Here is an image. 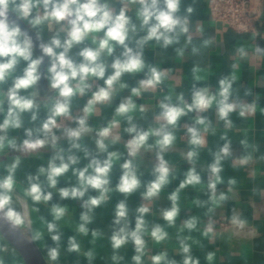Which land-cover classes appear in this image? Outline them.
Here are the masks:
<instances>
[{
  "label": "clouds",
  "instance_id": "9594fccd",
  "mask_svg": "<svg viewBox=\"0 0 264 264\" xmlns=\"http://www.w3.org/2000/svg\"><path fill=\"white\" fill-rule=\"evenodd\" d=\"M196 2L0 0V221L10 231L26 233L44 252L47 264H60L62 249L93 264L95 244L102 239L112 249L111 264H125L121 250L128 245L134 250L132 264H201L193 245H203L192 233L209 243L230 236L214 219L236 190L235 178L227 180L226 190L219 187L225 184V165L243 168L264 162V154L258 155L260 145L249 139L247 130L238 142L239 155L229 137L235 128L233 114L241 120L253 118L257 111L264 115L252 87L240 94V61L250 56L264 59V47L238 45L231 72L220 76L215 86L208 82L214 75L211 63L195 62L190 93L176 91L174 69L149 62L146 52L164 54L171 49L182 63L187 56L211 49L212 37L194 42L205 32L203 23L192 21ZM257 35L253 31L252 39ZM128 80H135V86ZM117 97L120 101L113 107ZM108 108L112 113L104 125L93 124ZM185 118L191 123H182ZM182 130L184 137H179ZM93 132L95 137L86 135ZM217 135L223 144L213 151L208 137ZM185 138L187 149L180 152V162L191 166L181 171L167 157ZM205 150L212 160L201 164ZM45 153H50L46 159ZM142 153H151L154 162ZM26 158L44 163L34 173H24ZM145 175L151 179L145 180ZM177 179L178 186L165 197L170 206L159 208L162 193ZM186 189L198 194L188 209L203 211L181 219ZM115 194L122 199L115 204L111 234L90 228L97 210ZM136 194L142 202L133 208L129 200ZM64 201L79 202L78 222ZM157 215L163 223L150 219ZM229 224L242 230L247 220L233 211ZM65 227L75 233L66 246ZM169 229L176 230L175 244L170 243ZM89 235L93 247L84 250L79 238ZM161 245L165 247L152 254L151 248ZM9 251L16 255L0 233V264ZM204 259L215 264L216 252L208 251Z\"/></svg>",
  "mask_w": 264,
  "mask_h": 264
},
{
  "label": "crops",
  "instance_id": "0c3cea01",
  "mask_svg": "<svg viewBox=\"0 0 264 264\" xmlns=\"http://www.w3.org/2000/svg\"><path fill=\"white\" fill-rule=\"evenodd\" d=\"M208 0H197L195 4V13L192 17L193 24L203 23L205 32L203 36H197L194 42L199 44L204 38L212 37L214 38V46L211 49L202 50L201 56L191 57L187 56L185 60L177 62L174 58V53L171 49L167 53L161 54L159 50L156 52L147 51L146 59L153 63L159 64L164 68L174 69V79L178 81L176 91H184L186 94L190 93L191 85L193 83L191 79V68L195 62H201L203 64L211 63L212 75L209 78V83L213 86L216 85L217 80L222 75H227L231 72V65L235 61L234 50L238 45L241 44H259L264 47V36L257 35L256 39H252V33H242L237 34L231 29L227 28L221 23L214 22L209 16L207 9ZM190 2V0H189ZM261 21L262 29H264V1H262L261 7ZM142 78L138 76L137 79ZM130 86H135V80H128ZM201 86V85H198ZM240 87V94L243 96V91L247 87H252L254 93H258L260 99L258 101L259 107L264 108V59L257 60L253 57L249 59L240 61V80L238 82ZM41 87H46V81L41 80ZM128 91L125 90L123 95H128ZM150 100V97H146ZM250 101L252 97H247ZM120 97L113 102V107L118 104ZM84 101H81L83 103ZM138 103H143L145 101L138 100ZM151 104H155L156 101L151 100ZM112 109H105L101 117L94 118L92 120L93 124L103 126L107 118L111 117ZM152 113L149 112L148 116L151 119ZM209 115L215 122L214 112H210ZM235 128L229 132V137L233 140V146L236 154L239 155L242 151L239 146V140L244 137V130H247L248 137L250 140L258 143L260 145V154H264V115L259 111L255 116L249 120H241L237 115L233 114L232 117ZM144 123V122H141ZM184 124H190L191 121L188 118L182 122ZM89 137H95V133L86 134ZM179 137H184L183 130L178 133ZM223 141L219 139V135L216 137H208V147L213 151L216 150L218 145H222ZM187 144L186 138L178 142L177 147L168 154V159L173 163H177L181 171H186L191 165L186 162H180V152L186 151ZM50 153H45V159ZM146 161H153L154 158L151 153H142ZM212 160L211 155L205 150L201 153V164L210 163ZM44 163L43 160L35 158H26L23 162L22 168L23 172H35L36 168ZM23 174V173H22ZM21 174V175H22ZM119 173H117L118 179ZM225 178V184L219 186L226 190L227 180L229 178H235L237 184L235 186L236 190L232 195V198L227 202V204L221 208L217 209L214 219L217 221V228L219 229V222L221 220L226 221L228 224V232L230 236L224 240H217L214 243H209L207 240L201 238L199 233H192V235L201 241L203 247L198 245H193V254L198 256L201 260V264H206L204 259L208 251L216 252L215 264H264V162L257 161L250 164L247 167H237L233 168L231 164L225 165V171L223 173ZM182 178V177H180ZM206 178V175H205ZM151 179L150 176L145 175V180ZM115 182V181H114ZM179 179L173 181L162 193L161 198L157 202L159 208H166L170 206V202L165 198L167 193H170L178 186ZM60 186H64V181H61ZM255 190V191H254ZM197 192L192 189H186L182 194V211L181 219L188 215H198L202 213V209H188V203L197 196ZM201 199H206L203 194H200ZM122 199L120 194H115L111 202L101 209L97 210L96 219L90 228H97L102 230L107 235L111 234V221L114 215L115 204ZM142 202L138 194L133 195L129 203L135 208ZM70 206L72 210V220L78 222L80 207L79 202L74 201H64ZM233 211L240 214L242 218L247 220V224L244 229L237 230L233 229L229 224V218L233 214ZM42 214H44L49 220L47 212L42 209ZM150 219L155 223H163L160 217L157 215L155 217H150ZM205 221L206 217L203 218ZM179 223V221H178ZM134 226V221H133ZM220 230V229H219ZM63 243L67 245V239L69 236L75 235L74 231L70 228L65 227L63 229ZM170 234L173 239L170 243L175 244V229H169ZM24 233V232H23ZM26 236L27 234L24 233ZM187 234V233H185ZM28 237V236H27ZM84 250L92 248L93 245L90 243L91 237H80L79 238ZM35 244V243H34ZM48 244L52 245L50 239H48ZM38 251L40 252L44 263L47 264L44 252L40 247L35 244ZM164 245L159 247H152V254H156L160 251ZM12 249V247L10 246ZM96 259L93 264H111L110 255L112 249L107 239L98 240L95 244ZM5 264H15L18 259L17 255H13L11 251L2 254ZM121 255L125 258V264H132L131 257L134 255V250L131 245H128L125 249L121 250ZM170 256L177 260H180V256L176 255L175 252L170 251ZM20 261V260H19ZM60 264H88V261L82 255H77L75 253H67L62 249Z\"/></svg>",
  "mask_w": 264,
  "mask_h": 264
},
{
  "label": "built area",
  "instance_id": "2783aa9c",
  "mask_svg": "<svg viewBox=\"0 0 264 264\" xmlns=\"http://www.w3.org/2000/svg\"><path fill=\"white\" fill-rule=\"evenodd\" d=\"M264 0H208L207 9L214 22L221 23L237 34L252 33L264 36L261 7ZM219 229L228 228L226 221L219 222Z\"/></svg>",
  "mask_w": 264,
  "mask_h": 264
},
{
  "label": "water",
  "instance_id": "95a60500",
  "mask_svg": "<svg viewBox=\"0 0 264 264\" xmlns=\"http://www.w3.org/2000/svg\"><path fill=\"white\" fill-rule=\"evenodd\" d=\"M41 70L43 71V66ZM0 233L4 235L23 264H45L35 244L29 242L28 237L23 232L10 231L8 225L0 221Z\"/></svg>",
  "mask_w": 264,
  "mask_h": 264
}]
</instances>
